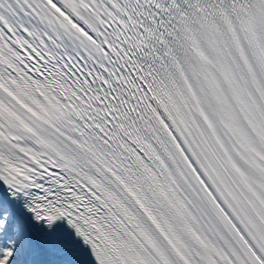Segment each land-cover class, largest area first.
Here are the masks:
<instances>
[{"label": "snow or ice", "instance_id": "obj_1", "mask_svg": "<svg viewBox=\"0 0 264 264\" xmlns=\"http://www.w3.org/2000/svg\"><path fill=\"white\" fill-rule=\"evenodd\" d=\"M0 264H264V0H0Z\"/></svg>", "mask_w": 264, "mask_h": 264}]
</instances>
